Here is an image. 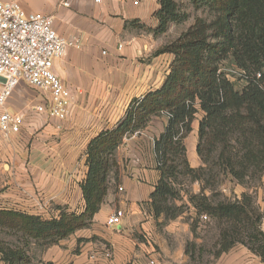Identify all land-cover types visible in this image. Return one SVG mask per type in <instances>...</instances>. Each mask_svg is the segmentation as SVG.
I'll use <instances>...</instances> for the list:
<instances>
[{"label": "crops", "instance_id": "obj_1", "mask_svg": "<svg viewBox=\"0 0 264 264\" xmlns=\"http://www.w3.org/2000/svg\"><path fill=\"white\" fill-rule=\"evenodd\" d=\"M15 1L27 15L51 16L55 32L76 42L77 47L68 48L60 59L54 60L52 68L70 92L73 104L65 120L47 118L34 110L43 101L37 92L24 84L13 92L6 109L21 114L23 125L18 134L0 142V152L9 160L4 173L5 189L0 193V210L46 220L57 218L61 211L80 213L85 207L81 184L87 173L88 143L102 131L114 128L124 118L130 101L159 89L169 73L173 57L155 55L162 47V35L149 32L158 23L154 18L158 1L101 0L98 4L94 0ZM192 125L190 135L195 139L198 124ZM164 126L165 117L153 118L144 130L123 141L115 154L117 175L110 178L108 194L93 218L91 231H77L47 249L45 261L148 264L149 259H154L164 264L157 255L145 256L147 248L139 247L135 236L149 230L154 219L149 197L159 172L153 143ZM187 156L191 168L200 166L194 147L188 149ZM192 187L193 194L199 193L197 183ZM116 188L121 191L116 192ZM259 207L262 211V206ZM116 210H122L124 217L115 234L95 228L100 222L105 226L106 218ZM260 231L264 234V217L260 220ZM91 235L98 238L95 243L84 241ZM103 245L111 249V260L103 258L100 251ZM92 255L96 257L94 260L89 258ZM218 257V264H264L242 245ZM0 264L4 262L0 260Z\"/></svg>", "mask_w": 264, "mask_h": 264}, {"label": "trees", "instance_id": "obj_2", "mask_svg": "<svg viewBox=\"0 0 264 264\" xmlns=\"http://www.w3.org/2000/svg\"><path fill=\"white\" fill-rule=\"evenodd\" d=\"M157 1L158 23L149 29L154 36L164 34L179 18L175 0ZM191 1L205 7L211 20L197 19L176 40L160 47L155 55L173 57L161 87L131 100L124 118L88 143L87 173L81 184L84 210L61 211L47 220L0 210L1 233L21 234L23 243L22 247L0 245L4 264H54L32 260L26 247L47 249L88 229L108 194L110 178L117 175L118 147L161 117H165L164 130L153 143L159 179L149 197L152 217L173 220L183 213V205L173 202L181 200L175 188L178 178L187 177L200 185L198 194L187 197L196 220L206 216L218 231L215 256L242 245L264 263L261 214L253 209L251 196L244 193L227 201L214 194L224 180L244 185L264 174V0ZM228 59L243 81L239 90L220 71L219 65ZM199 112L195 153L200 166L191 168L183 142Z\"/></svg>", "mask_w": 264, "mask_h": 264}, {"label": "rangeland", "instance_id": "obj_3", "mask_svg": "<svg viewBox=\"0 0 264 264\" xmlns=\"http://www.w3.org/2000/svg\"><path fill=\"white\" fill-rule=\"evenodd\" d=\"M175 2L178 5L179 18L176 22L170 23L166 32L162 34V47L176 40L181 34L186 32L197 19L206 20L207 22L211 20V16L205 7L196 6L191 0H175ZM219 68L221 73L228 74L229 78L233 81L236 90L241 89L244 85L243 81L239 78L238 71L234 69L233 64L229 59L223 61L219 65ZM199 117L200 113H197L192 122L193 127L198 124L197 120ZM195 133V139H193V136L189 133V137L187 136L188 139L187 137L185 138L188 142L185 140L183 142L187 161L188 149L195 148L197 143V132ZM0 142H2L1 137ZM8 161V157L2 155L0 152V193L5 189L3 185L5 178L4 173L8 170ZM177 183L178 185H175V188L180 192L181 200H176L173 204L175 206L183 205V213L173 220H166L163 216L159 219V222L152 219L149 230L143 233V235H135L138 237V246L147 248L148 252L145 256L157 255L159 256L158 261L164 264H218L220 257L215 256V252L218 249V231L215 228V224L209 218L206 220L199 219L197 221L195 211L191 209L192 207L187 202L188 196L195 195L192 192V186L197 182H190L187 177H179ZM115 191L118 192V189L116 188ZM205 193L210 195V192L207 190L204 194ZM244 193L251 196L253 209L261 214V218L264 217V184L262 183V177L260 180L250 181L244 185H236L234 182L224 180L214 192L217 199H225L227 201L238 200ZM260 205L263 208L262 211H260ZM95 228L108 234L116 233V230L108 231L102 222L97 223ZM85 230L86 229L80 231L85 232ZM96 240H98V238L95 236L92 237V235L90 238L84 239L86 242L93 243H95ZM0 245L4 247H22L23 243L21 240V234H13L6 230L1 233L0 228ZM47 249L34 245H28L26 247L27 253L34 261H45L44 255Z\"/></svg>", "mask_w": 264, "mask_h": 264}, {"label": "built area", "instance_id": "obj_4", "mask_svg": "<svg viewBox=\"0 0 264 264\" xmlns=\"http://www.w3.org/2000/svg\"><path fill=\"white\" fill-rule=\"evenodd\" d=\"M101 0H94L100 3ZM63 6L67 7L66 2ZM53 18L43 14L27 15L15 0H0V137L9 139L20 132L23 116L6 109L8 100L24 84L43 98L35 112L47 118L65 120L73 104L70 92L53 73L54 60L60 59L74 40L60 37L53 29ZM259 77V76H258ZM121 191V189H118ZM124 212L116 210L105 221L110 230H118ZM206 220V216H201ZM106 260L112 259L108 246L101 247ZM94 260L95 256H90ZM148 264H158L149 259Z\"/></svg>", "mask_w": 264, "mask_h": 264}]
</instances>
